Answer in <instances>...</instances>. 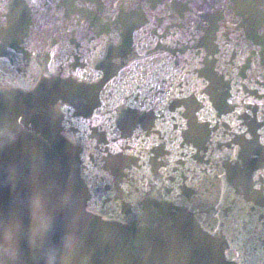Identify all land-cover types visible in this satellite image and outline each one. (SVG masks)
<instances>
[{
	"label": "water",
	"instance_id": "water-1",
	"mask_svg": "<svg viewBox=\"0 0 264 264\" xmlns=\"http://www.w3.org/2000/svg\"><path fill=\"white\" fill-rule=\"evenodd\" d=\"M0 264H264V0H0Z\"/></svg>",
	"mask_w": 264,
	"mask_h": 264
}]
</instances>
